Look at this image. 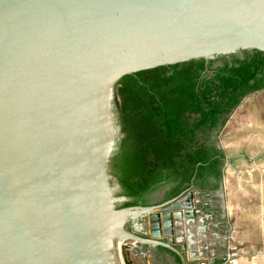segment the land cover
<instances>
[{
    "label": "water",
    "instance_id": "1",
    "mask_svg": "<svg viewBox=\"0 0 264 264\" xmlns=\"http://www.w3.org/2000/svg\"><path fill=\"white\" fill-rule=\"evenodd\" d=\"M246 50L264 53V0H0V264H125L123 246L196 253L193 180L122 207L117 87Z\"/></svg>",
    "mask_w": 264,
    "mask_h": 264
},
{
    "label": "trees",
    "instance_id": "2",
    "mask_svg": "<svg viewBox=\"0 0 264 264\" xmlns=\"http://www.w3.org/2000/svg\"><path fill=\"white\" fill-rule=\"evenodd\" d=\"M262 89L264 53L257 50L121 78L117 108L125 136L111 170L122 195L132 199L122 207L145 203L162 186L165 197L173 198L192 180L201 190L217 189L224 159L215 143L218 135L242 100ZM123 257L132 264L125 248Z\"/></svg>",
    "mask_w": 264,
    "mask_h": 264
},
{
    "label": "crops",
    "instance_id": "3",
    "mask_svg": "<svg viewBox=\"0 0 264 264\" xmlns=\"http://www.w3.org/2000/svg\"><path fill=\"white\" fill-rule=\"evenodd\" d=\"M230 124L228 120L215 143L232 162H223L217 189L198 188L205 232L199 235L203 242L195 245L196 253H183L182 262L161 247L128 248L132 264H264V109L244 114L228 129ZM242 132L244 140L239 139ZM166 191L163 186L148 200H158Z\"/></svg>",
    "mask_w": 264,
    "mask_h": 264
},
{
    "label": "rangeland",
    "instance_id": "4",
    "mask_svg": "<svg viewBox=\"0 0 264 264\" xmlns=\"http://www.w3.org/2000/svg\"><path fill=\"white\" fill-rule=\"evenodd\" d=\"M242 52L243 51H238L235 54L238 55V56H241ZM117 104L118 103L116 102L115 103L116 107H117ZM261 108L264 109V89H262V90H260V91H258L256 93L249 94L242 100V102L239 105V107L234 111L233 115L229 119V120H231V124H230L228 129L235 127L236 126V122L239 121L240 118L244 114L247 115L251 111L253 113L256 110L261 109ZM233 117H234V119H232ZM245 138H246V133L242 132V134L239 135V139L244 140ZM256 138L257 137H255V139ZM229 139L230 138H226V140H229ZM121 205H119L118 207H121ZM123 248H125V252L127 253V258L131 262V256L129 254L130 252L128 250V247L127 246H123Z\"/></svg>",
    "mask_w": 264,
    "mask_h": 264
},
{
    "label": "flooded vegetation",
    "instance_id": "5",
    "mask_svg": "<svg viewBox=\"0 0 264 264\" xmlns=\"http://www.w3.org/2000/svg\"><path fill=\"white\" fill-rule=\"evenodd\" d=\"M257 92H258V91H257ZM254 93H256V92H254ZM123 134H124V133H123ZM124 136H125V135H124ZM121 139H122V138H121ZM162 187H163V186H162ZM162 187H159V188H162ZM159 188H158V189H159ZM156 190H157V189H156ZM156 190H155V191H156ZM150 195H152V193H151ZM150 195H149V196H150ZM145 197H146V196H145ZM148 198H149V197H148ZM148 198L146 199L145 203H144V201H142V200H138V205H139V204H142V205H146V204H148V202H149ZM162 199H167V198L165 197V194L162 196L161 200H162ZM143 203H144V204H143Z\"/></svg>",
    "mask_w": 264,
    "mask_h": 264
},
{
    "label": "bare ground",
    "instance_id": "6",
    "mask_svg": "<svg viewBox=\"0 0 264 264\" xmlns=\"http://www.w3.org/2000/svg\"><path fill=\"white\" fill-rule=\"evenodd\" d=\"M116 244H117L118 254H119V258H120V247H121L122 244L118 240H116ZM120 263L122 264L121 258H120Z\"/></svg>",
    "mask_w": 264,
    "mask_h": 264
}]
</instances>
